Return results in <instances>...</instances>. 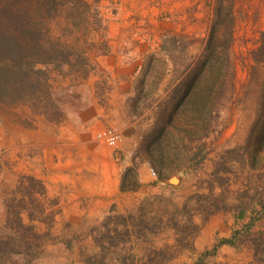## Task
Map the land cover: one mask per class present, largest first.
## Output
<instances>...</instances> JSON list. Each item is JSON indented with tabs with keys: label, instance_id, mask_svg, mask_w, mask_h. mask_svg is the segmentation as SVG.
Wrapping results in <instances>:
<instances>
[{
	"label": "rangeland",
	"instance_id": "rangeland-1",
	"mask_svg": "<svg viewBox=\"0 0 264 264\" xmlns=\"http://www.w3.org/2000/svg\"><path fill=\"white\" fill-rule=\"evenodd\" d=\"M101 3L118 54L108 62L110 71L132 77L121 88L106 83L100 103L108 106L112 88L123 92L122 121L100 128L121 133L110 146L119 191L104 198L99 212L94 199L103 192L104 174L98 163L78 175L88 186L74 210L56 203L71 190L45 188L48 196L40 200L73 222L51 231L38 264H264V62L252 58L264 32V0H235L233 43L208 54L213 0ZM171 37L170 56L154 51ZM29 115L25 107L0 104V225L2 200L17 179L48 175L43 148L1 140L5 120L26 126ZM94 124L83 137L66 123L40 125L49 138L70 127L97 151ZM201 146L206 160L185 174L187 159ZM67 235L73 237L68 248L57 243Z\"/></svg>",
	"mask_w": 264,
	"mask_h": 264
},
{
	"label": "trees",
	"instance_id": "trees-1",
	"mask_svg": "<svg viewBox=\"0 0 264 264\" xmlns=\"http://www.w3.org/2000/svg\"><path fill=\"white\" fill-rule=\"evenodd\" d=\"M101 2L0 0V104L25 107L49 125L66 123L81 137L86 134L100 119L97 106L104 100V85L112 82L121 88L132 79L131 74H114L107 67L118 54L107 37L110 19ZM111 14L114 16L116 10ZM235 20V0H213L204 54L212 48L226 51L231 46ZM171 38L170 45L163 41L154 51L170 56L175 43ZM260 42L252 57L256 64L264 62V32ZM93 79L92 86L88 85ZM205 150L204 146L198 147L187 159L185 174L201 167L206 160ZM35 156L32 153L28 157L35 165H42ZM46 196L39 179L23 175L3 198L0 264L40 263L51 231L60 222L64 227L73 222L59 210H50L40 200ZM72 242L71 235L57 241L66 248Z\"/></svg>",
	"mask_w": 264,
	"mask_h": 264
},
{
	"label": "crops",
	"instance_id": "crops-1",
	"mask_svg": "<svg viewBox=\"0 0 264 264\" xmlns=\"http://www.w3.org/2000/svg\"><path fill=\"white\" fill-rule=\"evenodd\" d=\"M107 67L111 68L109 63ZM93 83L94 79L89 80L87 84L92 86ZM106 95L108 106H97L101 121L94 124L91 128V133L95 130L100 131V128L105 125L119 120L122 121V103L125 99L122 92L119 89L112 88ZM27 110L30 115L28 116V122L25 123L26 126L22 125L19 120H15L12 123L6 120L3 122V135H6H2L1 140L6 142L7 145L14 144L16 146L21 140L43 148L44 163L48 175L45 178L36 177L42 180L45 179L48 183L45 187L47 190L61 189L63 187L71 190L65 202H63L64 200L56 202L64 210L76 209L75 206L79 196L87 193L86 187L88 185L78 175L85 170H94L97 163L101 165L104 174L103 182H101V184H104L101 189L103 192H97L98 197L94 199V204H97L98 211L102 212L104 210V198L112 197L116 191H119V179L117 180L115 177V159L113 160L112 146L101 141V145L98 146L96 151L91 147L89 141L80 140L73 132V129L66 126L61 129L60 134L56 138H49L42 132L43 118L32 115L29 109ZM18 139L19 141H17ZM120 149L126 151V148L122 147Z\"/></svg>",
	"mask_w": 264,
	"mask_h": 264
},
{
	"label": "built area",
	"instance_id": "built-area-1",
	"mask_svg": "<svg viewBox=\"0 0 264 264\" xmlns=\"http://www.w3.org/2000/svg\"><path fill=\"white\" fill-rule=\"evenodd\" d=\"M120 138H121V133L118 130V128L114 126H109L107 128H104L102 131L97 132L96 134V139L98 141L100 142L104 141L111 146H115L119 142ZM148 171L151 176L153 177L155 176V173L151 168H148Z\"/></svg>",
	"mask_w": 264,
	"mask_h": 264
},
{
	"label": "bare ground",
	"instance_id": "bare-ground-1",
	"mask_svg": "<svg viewBox=\"0 0 264 264\" xmlns=\"http://www.w3.org/2000/svg\"><path fill=\"white\" fill-rule=\"evenodd\" d=\"M171 180H172L171 182H174L175 183V180H178V178L177 177H174Z\"/></svg>",
	"mask_w": 264,
	"mask_h": 264
},
{
	"label": "water",
	"instance_id": "water-1",
	"mask_svg": "<svg viewBox=\"0 0 264 264\" xmlns=\"http://www.w3.org/2000/svg\"><path fill=\"white\" fill-rule=\"evenodd\" d=\"M171 182V181H170ZM171 183H173V182H171Z\"/></svg>",
	"mask_w": 264,
	"mask_h": 264
}]
</instances>
